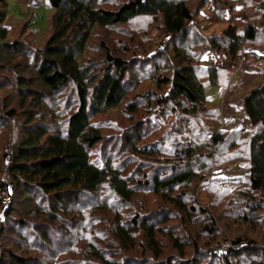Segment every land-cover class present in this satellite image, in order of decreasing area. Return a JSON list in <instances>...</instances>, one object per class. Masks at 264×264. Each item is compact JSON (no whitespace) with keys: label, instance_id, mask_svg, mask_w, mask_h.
<instances>
[{"label":"trees","instance_id":"16d2710c","mask_svg":"<svg viewBox=\"0 0 264 264\" xmlns=\"http://www.w3.org/2000/svg\"><path fill=\"white\" fill-rule=\"evenodd\" d=\"M44 1L53 11V34L40 49L24 41L26 53L18 62L13 57L22 46L7 41L0 15V56L10 59L7 68L22 100L21 114L11 107L1 119L10 125L24 118L22 139L9 141L1 156L0 264H202L204 257L224 264H263V257L250 252L254 243L241 237L218 241L187 259L186 248L196 243L188 239L190 245L164 226L173 215L190 227L200 224L199 234L215 240L221 216L216 219L217 214L198 205L191 192L177 190L192 189L200 172L221 163L219 154L231 155L230 162L249 160L248 175L238 179L241 188L229 196L252 215L242 221L256 224L257 214L264 212V81L243 99L251 128L225 131L220 109L210 107L207 94V86H221L225 71L201 64L208 51L240 65L245 44L264 50V0H199L195 7L186 0ZM209 2L219 14L233 11L240 2L254 4L261 13L242 31L230 25L220 36L205 37L194 23ZM142 17L159 20L158 30L169 36L172 57L167 67V51L147 56L155 38L140 45L124 32L125 38L115 39L112 47L99 40V31H117ZM41 27L36 20L33 28ZM176 42L186 43L180 47ZM135 68L145 72L156 90L136 92L140 79L129 84ZM25 70L33 77L22 76ZM119 109L128 126L120 136H104L103 123L95 118ZM174 116L175 125L166 129L164 119ZM147 167L152 173H143ZM21 189L37 199L22 200ZM143 191L160 195L166 209L148 211L140 205L141 211L123 219L121 207ZM4 236L15 250L5 249ZM161 236L168 237L175 253H166ZM227 242L239 247L213 253Z\"/></svg>","mask_w":264,"mask_h":264},{"label":"rangeland","instance_id":"374dc122","mask_svg":"<svg viewBox=\"0 0 264 264\" xmlns=\"http://www.w3.org/2000/svg\"><path fill=\"white\" fill-rule=\"evenodd\" d=\"M186 1L190 6L194 7L199 2V0ZM260 13L261 12L254 4L240 2L235 6L233 11L230 9L223 14H219L216 12L215 5L212 2H209L203 9L200 10L194 26L205 37H217L222 35L230 25H235L242 31L247 24L257 22ZM0 15L3 16L1 27L5 28L8 34L7 41L10 44L18 42L19 45L22 46L18 48V57L13 54L15 55L13 58L17 62L21 61L20 59H22L26 53L25 46L27 45L24 41L30 44L33 50L40 49L45 46L53 34L51 21L53 11L50 9L47 1L29 2V0H0ZM36 20L42 26L41 29L39 28L36 30V28H33ZM158 24H160V21L151 17L138 18L133 20L130 24H126L122 26V28L120 27L117 31H115L116 29L110 32L99 31V40L101 39L106 41L108 46L111 45L112 47L116 42L115 39L125 38L121 37L124 32L133 35V37L136 38V43H140V45H144V43H148L151 38H155L156 42L154 41L155 43H150L147 47L148 49L146 52L147 54L149 53L147 56L154 57L155 55V57H157L156 55L161 53V51H167L165 54L166 61H164V67H167L168 64H170L168 61L169 56L172 57V54L167 47V43L170 38L167 35L161 34L158 30ZM127 37L131 38L129 35H127ZM92 42L99 43L97 40H93ZM185 43L186 42H176V45L181 47V45ZM119 47H122V45ZM29 50L32 51L31 49ZM242 50L243 54L240 65H235L225 56L217 54L213 51L206 52L201 60V64L204 66H214L225 71V79L219 88L207 86V94L211 101L210 107L220 109L221 116H219L222 120H220V128L225 131L233 128H251L250 121L243 108V99L252 90L259 87L264 81L263 47L245 44ZM89 55H95V52L91 51L89 52ZM194 56H198V53ZM12 60L13 59L11 58V61ZM9 61L10 59L8 60L7 57L0 56V76L4 77V80L0 81V124H3L5 127L0 130V168L3 166L1 156L5 151V146L9 143V141H11V144L15 142L19 143L23 137L22 133H20V126L24 123L23 117L20 116L18 118V123L17 121H12L10 125L4 121V119H1L4 116L5 111L11 107L18 109L20 114L22 113L20 108L22 100L19 96V91L13 82L14 73L10 70V68H7L11 66ZM32 75L33 73L26 72V70L22 74V76L26 78L33 77ZM136 78L140 79L139 83L141 84H139L136 88V92L139 91L144 93L156 90L155 84L146 79L145 72L142 71L141 68H135L131 71L129 84L133 83V79ZM163 90L168 91V87H164ZM130 92L132 91L130 90ZM132 96H134V93H132ZM31 100L32 99H29V102ZM29 110H33V107L30 105ZM48 115L52 116L51 114ZM164 120L167 121V123L162 122L167 124L166 129H170L172 127H170V125H175L176 123L175 116ZM94 121L100 122L101 124L103 123V134L109 138H112V136H120L122 131L129 124V122L126 121L125 115H123L121 109L113 110L107 114L97 116ZM216 122V124H219V118ZM50 125L52 124L50 123ZM166 129H160L159 132L163 134L166 132ZM160 137L162 136L158 135V138ZM221 150H223V148H220L219 152ZM219 155L221 157V163L214 167L213 170H205V174L200 172L199 178L195 181L192 189L178 188L177 190V193L184 190L186 195H190L191 192V195L197 197L196 200L198 205L207 207L212 214H217L216 219H218L219 215L221 216L222 219H218V227L220 230L216 233L217 235L215 240L212 241L213 238L207 237V234H199L202 229L200 224H193L190 227L189 225H185L179 217L177 218L173 215L170 216L171 220L164 226V230H167L168 232V230L174 228L173 230L176 236L181 237L187 243H189L188 239L191 243H196L193 247L189 246L186 248L185 253L187 255V259H192L195 252L198 253V250L203 254V252H206L218 241L226 239L232 240L238 237L244 238L250 243H254L255 248L251 249L250 252L262 259V257L264 258V253L262 254L259 247L264 250L263 210L257 214L256 224L243 222L242 218L245 216H252H249L247 207H242L241 203L229 200V196L242 186V182H239L238 179L248 175L250 168L249 160L244 157L237 161L230 162L231 155L229 157H225L221 154ZM167 156L170 157L168 154L159 157V159H167ZM120 159H122V157ZM132 167L134 168L135 164H132L131 169L129 170L130 173L133 169ZM143 173H152V168H145ZM1 176L4 178L3 172L1 173ZM216 179H219V181ZM229 179L232 180L227 183L222 182L223 180ZM20 192L24 194L22 200H26V197H29V199H37L32 193L27 196L25 194V189H21ZM143 192L144 193L142 194H138L128 207H121L123 219H128L130 215L137 212V210L141 211V206L146 207V210L148 211L158 208L166 209L160 195L149 191ZM219 195H221V197ZM2 196H0V198ZM192 200H194V198ZM84 201L89 203L93 202L91 198H85ZM28 205L29 203H25L24 206L27 207ZM222 212L224 214H221ZM181 215L182 214L179 216ZM109 217L111 216L109 215ZM35 222L40 221L35 219ZM140 239L141 237L138 236L139 241ZM161 241H164L167 245L166 253H175L172 244L168 243V237L161 236ZM3 243V246L7 247L5 249H16L14 244L11 243V238L9 239L7 236L3 237ZM227 243H231L235 246L232 242ZM238 247L236 246L233 249H237ZM195 249L197 251H195ZM213 253L217 254L216 249L213 250ZM218 260L219 259L212 260L204 257L202 258V264H224L223 262H218ZM232 261L235 264L237 263L236 260Z\"/></svg>","mask_w":264,"mask_h":264},{"label":"built area","instance_id":"2783aa9c","mask_svg":"<svg viewBox=\"0 0 264 264\" xmlns=\"http://www.w3.org/2000/svg\"><path fill=\"white\" fill-rule=\"evenodd\" d=\"M235 247L236 245L233 246L231 243H222V245L216 249V253H224L228 249L235 248Z\"/></svg>","mask_w":264,"mask_h":264},{"label":"crops","instance_id":"0c3cea01","mask_svg":"<svg viewBox=\"0 0 264 264\" xmlns=\"http://www.w3.org/2000/svg\"><path fill=\"white\" fill-rule=\"evenodd\" d=\"M239 162V161H238ZM250 164V163H249Z\"/></svg>","mask_w":264,"mask_h":264}]
</instances>
